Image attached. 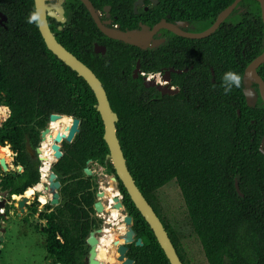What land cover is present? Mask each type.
Wrapping results in <instances>:
<instances>
[{"label":"trees","instance_id":"1","mask_svg":"<svg viewBox=\"0 0 264 264\" xmlns=\"http://www.w3.org/2000/svg\"><path fill=\"white\" fill-rule=\"evenodd\" d=\"M89 1L99 11L111 6V13L117 16L115 22L124 26L133 23L128 13L141 16L133 13L131 0ZM233 1L158 0L143 14L145 19L150 14L156 20L170 15L191 23H207ZM62 7L64 21L48 17L49 28L56 40L101 81L118 117L116 135L126 166L183 264L178 238L156 205L157 190L170 181L180 190L207 264H264V155L259 150L264 135L260 131V126L264 127V103L260 101L256 108L247 106L242 79L239 87L224 90L225 73L232 71L241 77L245 65L264 50L259 2L242 0L237 7L247 9L243 20L230 24L227 31L221 25L198 40L204 49L201 60L213 67V81L207 65L205 71H198V84L190 69L182 74L181 89L172 96L146 88L141 75L133 78L137 61L145 74L162 72V47L143 51L106 37L80 0H65ZM32 12L33 0H0V14L6 18L0 25V107L9 111L0 124V146H8L14 166L22 167L18 173L0 177V196L5 199L21 196L39 183L40 161L26 152L25 142L28 140L34 149L40 145V133L52 113L80 121L79 132L71 143H64L66 153L53 167L58 177L81 175L89 159L115 174L107 158L109 150L93 91L47 48L37 22H28ZM214 38L230 39L229 51L211 57L210 43L204 41ZM94 44L104 46L105 53H95ZM243 58L241 65L238 60ZM259 73L264 80V62ZM60 182L63 203L55 210L48 203L43 206L48 211L43 216L48 260L51 264H86L84 245L93 202L92 194L86 192L89 184L83 180L72 185ZM119 189L133 218L136 239L142 241V246H130L133 264H170L120 181Z\"/></svg>","mask_w":264,"mask_h":264},{"label":"water","instance_id":"2","mask_svg":"<svg viewBox=\"0 0 264 264\" xmlns=\"http://www.w3.org/2000/svg\"><path fill=\"white\" fill-rule=\"evenodd\" d=\"M34 1V8L35 12L38 13L39 16V23L38 30L47 46V48L60 60L62 61L66 66H68L70 69L75 71L78 76L82 77L91 90L93 91L96 102H97V111L100 114L103 127H104V133H103V139L108 147L109 153L107 158L110 160L115 174L118 178V180L122 183L124 188L126 189L131 201L133 202L136 209L139 211L141 216L144 218L146 223L151 228L158 244L160 245L161 249L163 250L166 258L168 259L170 264H183V262L180 260L179 255L177 253V250L175 249L173 243L171 242V239L169 238L161 220L157 216L156 212L152 208V206L149 204V202L145 199L141 191L136 186L127 166H126V159L123 156V152L121 150V146L119 144V140L116 135V127L115 124L118 120L117 114L114 113L110 107V103L106 94V91L104 87L102 86L101 81L97 78V76L93 73V71L87 67L84 63H82L76 56H74L71 52H69L63 45H61L55 38L54 34L49 28L48 24V17L55 18L60 21H64L63 18V7L62 3L65 0H33ZM82 4L86 7L88 12L90 13L93 21L95 22L97 28L99 31L104 34L106 37L113 39V40H119L126 44L133 45L139 48H146L147 42L151 40L153 34L155 31H157L160 28H167L170 31H172L174 34L188 38V39H202L205 37H208L211 35L221 24V22L237 7L238 3L242 0H234L228 7H226L223 11L219 13L214 23L207 28L206 30L199 32V33H188L181 31L179 29H176L173 25H169L166 23V21H161L157 25H155L152 29L149 27L142 26L140 30H129V31H120L111 29L106 26L105 22H102L99 17V13L95 10L92 3L89 0H80ZM140 1V0H138ZM153 3H156L157 0H151ZM260 4V10H261V18L262 22L264 24V0H256ZM55 2V3H53ZM108 8H106L107 11ZM6 21V18L0 14V25H4ZM131 35H138V38L131 39L129 36ZM94 52L97 54H104L105 53V47L94 44ZM264 62V50L263 52L258 55L253 61L249 63V65L246 68L245 74H244V82L248 86V83L250 80H255L259 87H260V97L262 102L264 103V82L257 74L256 68ZM139 73V63H137L136 68L134 69V78ZM164 80L169 81V78L164 77ZM144 86L146 88L155 86V83L153 81L145 80ZM158 89L160 90L162 95H175L177 93V90H169L166 86L161 87L159 86ZM244 97L247 106L252 107L255 105V101L257 96L255 95L254 91L251 89H245L244 91ZM239 114V112H238ZM60 116V114L52 113L49 116L48 120V126L41 131L40 133V143L43 142L46 139V134H49L51 131V122H54L57 120ZM71 118V126L68 130V133L66 135L64 134H57L54 138V143L52 145V150L54 151V156L56 159L61 157L62 153L60 151V147L63 141L67 143H71L75 135L79 132V125L80 121L79 119ZM26 152L32 157L37 158L39 161H43L46 158L42 156V147L39 145L37 148H32L29 141L26 140L25 142ZM260 152L264 155V137L261 140V144L259 147ZM12 153V152H11ZM0 168L8 172L9 166L5 160V158L0 157ZM19 170L22 171V167H19ZM85 172L87 174H90L89 169H85ZM49 183L44 184L46 189H52V197L49 203L51 205H57L59 202V189H60V182L57 179V174L53 171L49 175ZM235 188L238 192V194L242 197L243 194L239 190L238 183L235 182ZM102 194H99L101 196ZM26 197H24L25 199ZM117 199H115L116 201ZM24 204V200L19 202V207H22ZM6 205V199L1 198L0 196V209L4 208ZM95 209L98 212H101L102 207L100 202H96L94 204ZM115 208H123L122 204L118 202L115 206ZM125 223L127 224V231L125 232V235L123 237L125 243H130L133 241V238L135 236L134 231L131 229L132 226V219L130 216H125ZM121 238V236H119ZM2 238H0L1 240ZM87 242L90 244L89 249V255H88V264H99V261L97 260V251H96V239L91 235ZM135 246H142V241L140 238H138L135 241ZM127 251V248L123 245H120L117 253L119 254V257H117V260L122 261L125 257L124 254ZM124 264H132L131 260H126Z\"/></svg>","mask_w":264,"mask_h":264},{"label":"flooded vegetation","instance_id":"3","mask_svg":"<svg viewBox=\"0 0 264 264\" xmlns=\"http://www.w3.org/2000/svg\"><path fill=\"white\" fill-rule=\"evenodd\" d=\"M129 2H130V0H129ZM157 2H158V0H157ZM157 2L153 3L151 0H140V1L131 0V9H132L133 13L136 15L140 14L141 16L140 17H133V16H130V14L128 13V18L130 19L131 22H133L132 24H130V26H124L118 22H115L117 20V16H114L111 13V6H109V5L103 6L101 11H99V10H96V11L99 13L100 20L102 22H105L107 27H109L111 29H115V30H120V31L140 30L142 26L149 27L150 29H152L159 22L166 21L167 24L173 25L176 29H179L181 31L188 32V33H199V32L206 30L207 28H209L214 23L217 16L219 15L218 14L211 22H207V23H199V22L191 23L187 20L171 18L170 15H166L165 18H160L159 20H156V19H154V17H149V16H152V14H150L148 16V18L145 19L144 18L145 15L143 14V12H146V13L149 12L150 9H152V6L156 5ZM53 3H55V2H53ZM106 8H108L107 11H106ZM246 12H247L246 8L236 7L221 22V24L218 26V28L216 30H218L221 25H224L223 31H227L230 24H235L239 20H243L242 18L245 17ZM179 37H181V36L174 34L172 31H170L167 28H160L157 31H155L151 40L147 42V47L144 49L140 48L141 50L146 51V50H153V49H156L158 47L159 48L162 47V50L164 51L165 66H163L162 72H160V73H149V74L144 73V75H141V73H143V72H141L140 68H139L138 75L143 76L144 81L149 80V81H153L155 83V86H152L149 88H155L156 90H158L160 92L158 87L159 86H161V87L166 86L167 89L177 90V93H178L181 89V82L183 80L182 74L187 73L188 70L192 69L193 70V73H192L193 78L195 79V83L198 84V77H199L198 71L200 69H203L205 71L206 65H207V68L209 69L210 76H212L211 81H213V76H214L213 67L208 66L209 61L203 62L201 60V53L204 51V49L200 47V44L198 41L201 39H193L196 42L188 43V42H185L184 40L180 39ZM181 38H184V37H181ZM186 39H188V38H186ZM202 39H204V38H202ZM204 42L210 43V48L208 49V51L210 53V56L212 57V56H216L218 53H221L223 51H229L231 40L228 38H220V39L214 38V39H211L209 41H204ZM232 43H236V42H232ZM237 49L238 48L236 46L235 51H237ZM105 51H106V49H105ZM241 52L242 53L245 52L244 47L241 48ZM255 58L250 60L245 65V67L243 68L242 74H241L242 93L244 94L243 91L245 89L249 88V89L253 90L255 95L257 96L256 101H255V105L252 107L248 106L249 108H256L257 106H260V104H261L260 101H262L261 97H260V87H259L258 83L255 80H250L248 83V86H247L244 82V74H245L246 68L249 65V63L251 61H253ZM244 60H245L244 58H243V60H238L239 61L238 63L243 65L242 61H244ZM137 63H139V61H137ZM259 66L256 68V71H257V74L259 75V77H261V75L259 73ZM139 67H140V65H139ZM175 74L179 75L176 78L178 80L179 84L177 83V81L175 79V76H174ZM138 75L135 78H137ZM154 77H157V79ZM164 77L169 78V81L164 80ZM133 78H134V72H133ZM261 79L263 80L262 77H261ZM263 82H264V80H263ZM160 94H161V92H160ZM261 121L264 124V118H261ZM252 123H253V120H252ZM260 131H264V127L260 126ZM263 137H264V135L262 136V138ZM64 143H67V142L63 141L61 144V147H60V151H61L62 155H61V157H59L58 159L55 160L53 167L66 153L64 150ZM67 144H69V143H67ZM90 165H96V166L101 167V169L107 175L111 176V178L115 182V186L117 188V191L113 194L114 196H112L110 199H106L105 203L103 202V199L105 196L104 192H98L97 187L94 186L95 182H94L93 175H92L93 171H92ZM53 167H52V169H53ZM86 168L90 170V174H87L85 172ZM59 178L64 181L63 185H66V184L72 185L74 182L79 181V180H83L84 183L89 184V187L86 189V192L87 193L89 192L92 194L93 202L91 205L92 210L88 216L89 232H88L87 237L85 238V245H84L85 249L87 251V255L85 258L86 264H88L89 249L91 247L90 244L87 242V239L91 235L97 241V243H96L97 257L96 258L99 261V264H124L126 262V260H131L132 264H133L134 260H133V258L130 257L129 251H130V246L135 245V241L137 239H136V236H134L133 241L130 243H125L124 239H123L125 232L128 229L127 224L125 223V216L131 217V219H132L131 229L132 230H133V228H132L133 227V218L129 214V211L127 210L125 205L123 204V196H122L120 189H119V180H118L116 174L108 172L105 166L99 164L97 161L89 159L86 161V167H84L82 169L81 175L76 176L75 178H70L67 176L58 177V175H57V179L60 182ZM60 185H62L61 182H60ZM60 188H61V186H60ZM58 193H59V191H58ZM99 194H102V195L99 196ZM115 199H117V200L115 201ZM64 200H65L64 197H62V195L59 193V202L57 205H52V206H54V208L53 209L51 208V209L55 210V208L60 206ZM113 201L115 203H113ZM96 202H100L101 207H102L101 212H98L95 209L94 204ZM118 202H120L122 204L123 208H119V210H117V212H116L117 213L116 216H114L113 212H114V210H116L114 208ZM48 204L51 205L50 203H48ZM112 208H113V211H111ZM121 222H123V223H121ZM124 226H125V228H124ZM115 230H118L119 231L118 236H121L120 239H117L119 242H116L112 239L113 234L111 231L115 232ZM120 245H123L127 248V251L124 254L125 258L122 261L117 260V257H119L117 250H118ZM100 250H103L104 254H105V257L102 259L99 257ZM111 253H113V254H111ZM116 254H118V255H116Z\"/></svg>","mask_w":264,"mask_h":264},{"label":"rangeland","instance_id":"4","mask_svg":"<svg viewBox=\"0 0 264 264\" xmlns=\"http://www.w3.org/2000/svg\"><path fill=\"white\" fill-rule=\"evenodd\" d=\"M8 113V109H0V124L7 118ZM49 134H46V137ZM49 142L46 138L40 143V146L42 147L45 143L49 149L48 151L50 153L53 152L51 155L53 157H51L52 160L50 161V174L53 171L52 167L56 158L51 148L54 139L50 144ZM13 160L14 155L11 154L7 162L9 166L8 172L18 173L20 172L19 166H14ZM45 160L49 161L48 158ZM43 161H40V167ZM90 167L93 171L94 186L97 187L98 192H104L103 202L105 203V200L110 199L117 191L115 182L101 167L96 165H90ZM8 172L0 168V177ZM38 184L42 185L44 194L34 191L31 196H26L25 194L17 198L12 196L11 199H6L5 208L0 209V213L5 212L4 219H0V238H2L0 240V264H51L45 249L46 234L44 233V227L46 222L43 218L44 213L48 211L43 206L47 202L49 203L53 191L52 189H46L44 186L45 182L42 183L41 179ZM114 189L116 190L115 192ZM40 196L44 197L45 202H40ZM155 196L156 205L161 216L171 226L178 238L179 249L184 256L185 263L207 264L200 242L188 218L182 195L175 181H170L161 187L157 190ZM24 197L26 198L24 199ZM22 200H24V204L22 207H19L18 204ZM50 206L52 209L54 208V206ZM117 210L119 209L115 211L117 212ZM111 232L113 234L112 239L119 242L117 240L120 239L118 236L119 231L115 230V232ZM101 255H99L101 259L105 257L103 250L101 251Z\"/></svg>","mask_w":264,"mask_h":264},{"label":"bare ground","instance_id":"5","mask_svg":"<svg viewBox=\"0 0 264 264\" xmlns=\"http://www.w3.org/2000/svg\"><path fill=\"white\" fill-rule=\"evenodd\" d=\"M129 38H131V39H136V38H138V35H131V36H129ZM154 78H156L157 79V77H154ZM0 109H7L6 107H0ZM71 118L70 117H68V116H65V115H63V116H60L57 120H55L54 122H52L51 123V132H50V134L49 135H47V140H49L50 142H49V144L51 143V141L55 138L54 136H56L57 134H64V135H66L67 133H68V130H69V128H70V126H71ZM53 144V143H52ZM42 152H43V154H42V156H44V158H48L49 159V161H47V160H44L43 161V164H42V166L40 167V174H41V177H40V179H41V182L43 183V182H45V184L46 183H49L50 182V180H49V171L51 170V167H50V161L52 160V158L51 157H53V156H51L52 155V153H50L48 150V148H47V144L45 145V143L42 145ZM11 151H10V149H9V147L8 146H6V147H1L0 146V157H3V158H5V160H6V162H8V160L10 159V157H11ZM55 161V160H54ZM112 190V189H111ZM34 191H37V192H39V193H45L44 192V189H43V187H42V185L41 184H37V185H35L34 187H32V188H29V189H27L25 192H24V194L26 195V196H31L33 193H34ZM110 191V190H109ZM116 190L114 189V192H115ZM49 193V192H48ZM37 194V193H36ZM50 194V193H49ZM48 194V195H49ZM114 196V195H113ZM13 197H15V198H17V197H19V196H16V195H14ZM39 200H40V202H45V199H44V197L43 196H40L39 197ZM110 202V201H109ZM113 203H115L114 201H113ZM117 209V208H116ZM113 211V210H112ZM121 212V211H120ZM119 212V213H120ZM114 216H116V211L114 210ZM125 214V213H124ZM113 215V214H112ZM122 217V216H121ZM124 218V217H123ZM114 219V218H113ZM121 223H123V222H121ZM120 223V224H121ZM124 228H125V226H124ZM103 240V239H102ZM110 241V240H109ZM106 244V243H105ZM107 246V245H106ZM116 246V245H115ZM101 249V248H100ZM99 250V249H98ZM112 250V249H111ZM101 251L102 250H100V253H99V255H101ZM111 254H113V253H111ZM102 256V255H101ZM112 260V259H111ZM115 260V259H114Z\"/></svg>","mask_w":264,"mask_h":264},{"label":"clouds","instance_id":"6","mask_svg":"<svg viewBox=\"0 0 264 264\" xmlns=\"http://www.w3.org/2000/svg\"><path fill=\"white\" fill-rule=\"evenodd\" d=\"M28 22L29 23H33V22H37L39 23V16L38 13L36 12H32L29 16H28ZM224 80L226 81V87H225V92H228L231 90V88L233 86L235 87H239L240 83H241V77L239 74H237L236 72H226L224 75Z\"/></svg>","mask_w":264,"mask_h":264},{"label":"built area","instance_id":"7","mask_svg":"<svg viewBox=\"0 0 264 264\" xmlns=\"http://www.w3.org/2000/svg\"><path fill=\"white\" fill-rule=\"evenodd\" d=\"M141 75H144V73H141Z\"/></svg>","mask_w":264,"mask_h":264}]
</instances>
